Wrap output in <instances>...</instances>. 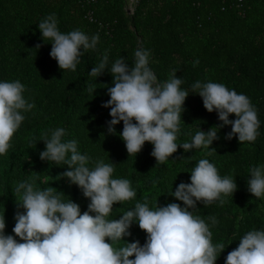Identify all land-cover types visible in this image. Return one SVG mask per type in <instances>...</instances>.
Listing matches in <instances>:
<instances>
[{
    "label": "trees",
    "instance_id": "obj_1",
    "mask_svg": "<svg viewBox=\"0 0 264 264\" xmlns=\"http://www.w3.org/2000/svg\"><path fill=\"white\" fill-rule=\"evenodd\" d=\"M128 2L0 0V82L19 80L25 86L24 98L35 105L22 113L25 119L11 146L0 155V216L4 215L5 235L23 242L13 232L17 212H25L18 207L20 199L15 194L21 182L32 183L39 190L52 187L62 202L77 203L81 214L88 211L90 198L62 175L69 170L67 164L40 159L46 147L42 140L45 134L50 139L52 130L63 128L62 142L77 141L78 151L91 158L90 169L102 160L113 165V179L130 181L136 196L114 204L106 217L110 221L134 210L145 198L150 209L169 203L185 207L171 193L180 183L191 182L190 173L200 159L214 164L222 178L232 176L237 190L221 196L226 201L223 205L219 200L208 206L197 201L190 209L209 225L212 244H225L216 260V264H225L228 253L238 247L247 232L264 230V197H254L247 184L249 169L264 167V0H139L132 14L126 11ZM53 13L62 34L73 30L90 38L99 34L95 50L81 49L83 55L75 71L61 70L50 56L52 41L42 39L38 24ZM138 49L150 53L148 67L160 83L168 81L175 71L182 80L181 90L189 93L177 144L190 143L199 129L207 132L223 123L216 111L209 113L204 108L198 90H193L198 81L222 83L249 98L260 122L256 140L240 143L237 136L228 140L231 125H225L210 146L216 150L211 155L209 149L185 152L178 147L164 164H157L151 155L154 146L145 142L136 156H129L120 136L123 121L114 126L115 134H110L111 109L102 106L110 99L108 88L114 86V78L108 70L96 79L89 72L105 53L109 69L121 56L131 68ZM93 85L97 88L92 95L88 87ZM235 119L234 114L229 116V120ZM209 216L216 217L215 226ZM128 231L131 235L122 237L117 247L147 242V233L138 222L134 221Z\"/></svg>",
    "mask_w": 264,
    "mask_h": 264
},
{
    "label": "clouds",
    "instance_id": "obj_2",
    "mask_svg": "<svg viewBox=\"0 0 264 264\" xmlns=\"http://www.w3.org/2000/svg\"><path fill=\"white\" fill-rule=\"evenodd\" d=\"M38 27L42 39L52 41L50 56L61 70L75 71L83 55L81 49L84 52L95 50L99 41V34L90 38L80 30L62 34L54 13ZM134 56L131 68L121 56L109 69L105 53L89 72L96 79L108 70L114 78V86L108 88L110 99L102 106L111 109L110 134H115L114 126L123 121L120 136L129 156H136L145 142L154 146L151 155L157 164H164L178 147L185 152L209 149L211 155L216 150L210 146L219 139L217 133L225 125H231V132L226 135L228 140L233 136H237L240 143L256 140L260 122L249 98L222 83L198 81L193 90H198L204 108L209 113L216 111L223 123L207 132L199 129L190 143L177 144L181 113L189 93L181 90L182 80L176 77L175 71L168 81L157 80L148 67V51L138 49ZM96 88L89 86V93L93 95ZM24 91L25 86L19 80L0 82V155L6 154L11 146L14 133L25 119L22 113L35 107L24 98ZM231 114L236 117L234 121L229 120ZM64 135L63 128L52 130L50 139L45 134L42 140L46 147L40 159L57 165L67 164L69 170L62 175L90 198L88 211L81 214L77 203L62 202L52 187L39 190L34 189L32 183H19L15 188L20 199L17 204L25 212H17L13 232L23 242L5 235L4 215L0 216V264H216L226 246L212 244L209 225L194 216L190 209L196 207L197 201L208 206L219 200L223 205L226 201L221 196L233 195L237 190L232 176L222 178L214 164L200 159L190 173L191 182L180 183L171 193L185 207L169 203L150 209L145 198L143 203H136L134 210L110 221L106 217L114 204L136 196L130 181L113 179V165L102 160L90 169L91 158L78 151L77 141L62 142ZM249 172L248 191L256 198L264 197V167L252 166ZM208 219L213 226L218 223L215 216ZM134 221L147 233V242L143 246L136 241L117 247L122 237L131 235L128 229ZM133 256L135 258L130 259ZM225 264H264V230L247 232L238 247L228 253Z\"/></svg>",
    "mask_w": 264,
    "mask_h": 264
},
{
    "label": "built area",
    "instance_id": "obj_3",
    "mask_svg": "<svg viewBox=\"0 0 264 264\" xmlns=\"http://www.w3.org/2000/svg\"><path fill=\"white\" fill-rule=\"evenodd\" d=\"M91 3H95L96 0H90ZM139 0H129L128 2V6L126 8V11L128 12V14H132L134 12L135 7L137 6ZM90 20L93 21V16L92 13H90L89 15Z\"/></svg>",
    "mask_w": 264,
    "mask_h": 264
}]
</instances>
